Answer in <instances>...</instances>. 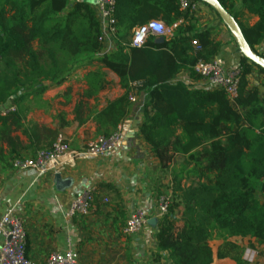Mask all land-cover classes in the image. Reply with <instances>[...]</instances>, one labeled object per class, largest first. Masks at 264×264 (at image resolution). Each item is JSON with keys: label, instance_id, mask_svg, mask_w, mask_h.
Masks as SVG:
<instances>
[{"label": "trees", "instance_id": "trees-1", "mask_svg": "<svg viewBox=\"0 0 264 264\" xmlns=\"http://www.w3.org/2000/svg\"><path fill=\"white\" fill-rule=\"evenodd\" d=\"M218 1L258 53L255 47L264 42V0ZM70 7V0H0V106L13 100L15 107L0 114V143L13 148L12 134L19 129L37 153L52 151L60 136L68 143L62 134L70 126L64 113L56 116V130L27 122L33 101L69 82L79 70L98 67L85 76L90 87L85 95L91 97L108 83L105 68L119 78L125 92L95 113L97 138L114 135L128 116L131 97L145 94L140 133L171 177L168 211L156 233L155 261L166 253L173 264H213L211 243L222 241L219 259L250 264L237 241L255 238L264 243V201L257 199L259 191L264 196V96L258 88L247 91L255 65L241 59L233 101L224 91L172 84L181 70L213 60L221 47L211 39L210 30L198 27L195 12L181 10L180 0H115L117 48L112 53H104L103 31L91 6L81 1ZM150 10L166 27L178 26L162 42L149 35L143 46L133 47L134 32L147 24ZM244 12L258 17V22L244 26L240 20ZM192 77L200 79L194 71ZM80 110L78 104L74 111L78 126L86 121ZM177 157L184 162L173 166ZM21 159L13 150L6 156L0 147V178ZM98 187L121 200L113 185ZM96 192L89 212L98 199ZM114 210L115 221L125 219L119 203Z\"/></svg>", "mask_w": 264, "mask_h": 264}, {"label": "crops", "instance_id": "crops-1", "mask_svg": "<svg viewBox=\"0 0 264 264\" xmlns=\"http://www.w3.org/2000/svg\"><path fill=\"white\" fill-rule=\"evenodd\" d=\"M81 1L91 6L100 22L103 31L104 53L114 52L117 42L114 34L109 30L108 23L102 17L99 8L100 0H70V6ZM151 10L145 15L146 17L151 16L146 23L155 21L164 24L162 18L155 16ZM195 17L198 27L201 30H210L211 39L221 44L214 59L219 61L227 71L238 68L243 55L231 31L217 13L207 4L199 2ZM241 19L245 20L242 22L246 27L258 22V17L249 13L243 14ZM151 35L158 37V40L162 42V37ZM263 44L264 42L255 47L258 53L261 52ZM96 69L98 67L79 70L69 82L61 87L50 89L42 97L33 101V108L28 115L27 122L32 121L46 129L56 130L59 124L56 116L64 113L66 120L70 123V126L62 131L70 148L59 163L45 175H38L33 170L19 171L13 168L0 178V217L9 209L15 210L27 233V256L35 264H45L53 253H64L69 250L76 251L80 262L87 264H122L126 259L127 250L132 251L133 260L136 259L134 253L137 251L147 253L149 248H152L153 252H157L156 233L161 216L156 200L157 195L149 187L146 188L143 185L145 179L142 169L143 166L146 167L152 162V168L156 171L160 168V162L140 133V127L145 121L140 104L141 93H135L132 96L135 101L131 103L128 116L118 129L122 139L114 155L111 158H102L85 154L87 145L97 139L95 113L103 110L109 101L120 98L125 92L120 85L119 78L111 71L102 68V71L106 73L107 85L91 97L86 96L85 93L90 87L85 76ZM192 71L181 70L171 80V83H183L190 89L210 90L203 80L192 77ZM247 80V91L258 88L260 97H263L264 73L258 67L252 66ZM78 104L81 106V117L86 120L81 126L74 121L76 117L74 111ZM232 104L235 110L243 113L242 109ZM12 106L13 100L0 106V114ZM243 125H246L245 121ZM12 137L15 139L13 148L8 146L7 142L0 143L6 156L12 150L22 159L32 158L37 154L35 148L29 147V139L22 129L15 131ZM183 162L184 158L177 157L173 166H180ZM56 174H60L62 180L66 181L59 188L55 178ZM103 183L117 188L121 200L116 201L110 191L100 189L98 186ZM90 189H97L98 199H95L88 216L67 217L65 213L71 203L84 191ZM257 199L264 201V196L260 191L257 192ZM118 203L126 217L124 220L120 218L115 221L114 208ZM136 211L147 215L148 225L150 222H156L155 227L151 228L147 225L138 235H125L126 222ZM125 237L128 240L136 238L127 241ZM109 240L111 243L116 241V255L111 248L105 246ZM237 242L244 248L245 260L246 251L254 250L257 256L250 264H264V243L255 238L239 239ZM221 245L222 241L211 243L214 253L213 264H236L231 258L219 259L217 257ZM162 255V259H168L166 253ZM169 262L173 264L170 260Z\"/></svg>", "mask_w": 264, "mask_h": 264}, {"label": "built area", "instance_id": "built-area-1", "mask_svg": "<svg viewBox=\"0 0 264 264\" xmlns=\"http://www.w3.org/2000/svg\"><path fill=\"white\" fill-rule=\"evenodd\" d=\"M199 2L197 0H180L181 10L183 12H187L188 10L196 12ZM114 7L115 0H100L99 2L102 17L108 23L109 30L112 34H115ZM177 26L174 25L169 28L161 22H150L136 29L132 46H143L151 34L160 37H169L172 35L173 29ZM259 54L264 58V44ZM193 71L206 83L208 89L224 91L231 101L237 98L240 85V71L238 68L227 71L219 61L213 59L210 61H199L194 66ZM131 101H135V98L131 97ZM14 110L15 107L12 106L8 110L3 111L2 114L5 115ZM121 139L122 135L118 131L110 138H97L87 145L85 154L91 157L111 158ZM69 148V143H66L65 139L60 136L52 151H41L32 158L16 160L13 168L19 171L33 170L38 175H45L59 163L62 157L69 151ZM92 192L93 190L90 189L79 195L71 203L65 215L70 218L76 215L88 216L90 205L93 201ZM168 205L169 201L162 200L160 202L159 212L161 216L167 213ZM148 222L149 219L146 214L141 211H136L127 220L124 234L128 236L138 235L148 225ZM26 244L27 233L23 222L16 215L14 209H9L0 217V264H35L27 256ZM256 256L257 253L254 250H247L245 253L246 261L249 263H253ZM45 264L85 263L80 262L79 254L76 251L69 250L64 253H53Z\"/></svg>", "mask_w": 264, "mask_h": 264}, {"label": "rangeland", "instance_id": "rangeland-1", "mask_svg": "<svg viewBox=\"0 0 264 264\" xmlns=\"http://www.w3.org/2000/svg\"><path fill=\"white\" fill-rule=\"evenodd\" d=\"M244 14H247V13L244 12ZM241 18H240V20L242 21L243 19H241ZM243 21L245 22V20H243ZM145 98H146L145 94H142V98L140 99L141 100L140 104L142 105V108H143V105L145 102ZM152 167H153L152 162H150V165H148L146 167L143 166L142 175L145 179V183L143 185H145L146 188L149 187L152 190V192L157 195L156 200H157V204L159 206V204L162 200L170 202L171 191H170L169 185H170L171 177H170L169 173L164 172L162 169L157 168L158 170L154 171V169ZM183 185L187 186L188 182L183 181ZM161 218H162V216H161ZM161 218L158 220V224H159V221L161 220ZM155 223L156 222H150L148 227L149 226L151 228H152V226L155 227ZM137 237H140V236H137ZM119 238H120V236H119ZM135 238L136 237L129 238V240H128V238L126 239V237H125V239L127 241H132ZM105 246L111 248L112 251L114 252V254L116 255V249H115L116 248V241L111 243L109 240V242L106 243ZM149 247H152V246H149ZM102 253L105 254V252H102ZM156 253L157 252H153L152 248H149L147 253L137 251L134 253L135 254L134 256H136V259L133 260L132 251L127 250L126 251V259L122 262V264H171L168 259H161L160 262H156L155 261V254ZM85 264H87V263H85ZM97 264H99V263H97Z\"/></svg>", "mask_w": 264, "mask_h": 264}, {"label": "water", "instance_id": "water-1", "mask_svg": "<svg viewBox=\"0 0 264 264\" xmlns=\"http://www.w3.org/2000/svg\"><path fill=\"white\" fill-rule=\"evenodd\" d=\"M209 5L220 17L225 26L231 31L234 36L237 45L239 46L241 53L244 58H246L250 63L254 64L256 67H260L264 70V58L261 57L258 53L254 52L240 28V25L237 23L235 18L221 5L218 0H197ZM57 180V187L64 185L66 181H63L60 174L55 176Z\"/></svg>", "mask_w": 264, "mask_h": 264}]
</instances>
